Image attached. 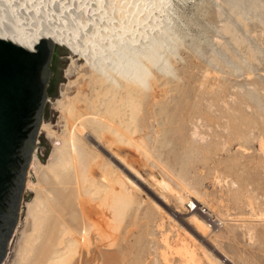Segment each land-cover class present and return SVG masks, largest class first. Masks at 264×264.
Listing matches in <instances>:
<instances>
[{"label": "rangeland", "instance_id": "rangeland-1", "mask_svg": "<svg viewBox=\"0 0 264 264\" xmlns=\"http://www.w3.org/2000/svg\"><path fill=\"white\" fill-rule=\"evenodd\" d=\"M14 1L17 11L27 3ZM98 1L32 3L63 28L71 15L95 24L106 10L111 17L116 9L125 16L139 2L140 10L157 7L153 0ZM163 2L178 37L171 73L153 70L137 97L122 90L107 96L108 85L100 91L93 84L97 74L82 68L83 58L57 53L44 118L55 134H40L3 264H49L62 249L59 241H74L85 227L91 240L84 249L97 253L100 264H264V0ZM19 9L23 21L34 19L35 12ZM65 104L71 106L61 109ZM86 115L78 134L84 177L69 167L62 181L47 170L51 154L56 145L69 152L68 129ZM35 199L49 204L39 222L28 212ZM190 200L222 225L204 228L198 220L207 225L205 217L187 211Z\"/></svg>", "mask_w": 264, "mask_h": 264}, {"label": "bare ground", "instance_id": "bare-ground-1", "mask_svg": "<svg viewBox=\"0 0 264 264\" xmlns=\"http://www.w3.org/2000/svg\"><path fill=\"white\" fill-rule=\"evenodd\" d=\"M13 1L14 0L12 1L4 0V2L2 3L3 6L6 8V11H3L2 12L3 15L0 16V38L10 40L32 51L35 50L33 47L36 44H38V36L42 39L47 37L55 44L61 47L68 48L73 55L76 54L85 60V63L82 66V68H88L92 71L93 74H97V76L94 79H92L93 78L92 76H90V78L94 80L95 83L93 84L95 85L97 84L100 87L99 88L100 91L103 90L101 88H103L106 84L108 85L107 88L108 93H106L107 96L109 95V92L111 93L113 91L114 92L117 91L118 93L119 90H122L126 93V95H128L129 97L132 96L133 98L134 94L136 95V93L138 92L140 94L142 93L141 92L142 90L147 88L148 79L153 74L152 73L153 70L167 73L170 69L168 59H169V55L171 56L176 51V47H177L176 43L178 37L174 33L172 23L169 20L171 16L168 17L167 15L168 13L166 14L168 9L166 8V5L163 6L164 0H153V2H155L154 5H156L157 7H153L150 10L149 9L145 10L146 7L140 10L139 9L140 2H139L137 5H135L132 11L126 13L125 16H121L119 10L113 9L115 11L111 12L112 16L107 17L108 13L106 10L104 11V13L101 14L100 19L98 20L99 22L95 24L89 23V21L82 22L81 20H77L76 16L71 15V17L69 18L67 17L69 23L67 26L65 25L64 28L60 25L62 24L61 23L62 20L56 21L58 22L57 24L56 22L49 23L48 20L45 18V16L47 17L49 13V11L47 12L46 10L47 8L44 9L38 7L37 5L38 11H36V9L34 8L36 3H32V0L31 1L26 0L27 3L26 4L21 3V5L19 4L16 5L17 3L16 0L15 6L19 5L17 8L18 11L15 10L16 8H14ZM98 3L99 1L96 0L95 6H97ZM129 3L130 2H128L127 6L132 7L131 4ZM107 5H109L110 7L111 2L110 4ZM20 7L22 9L28 8L33 12H35L34 19L33 20L30 19L29 20L30 22L23 21L20 18L21 17L20 14H18L20 12L19 9ZM156 11L158 12L157 14H155ZM7 13L10 14L9 16L10 18L6 15ZM158 14L159 15L163 14L164 16L162 15L158 16ZM144 15L145 18L143 20ZM6 16L9 18L8 21ZM99 90L98 93L100 92ZM104 90L106 92V89ZM112 94L114 95V93ZM116 94L115 96H118V94L117 95ZM103 95L104 94L100 95V97L105 96ZM64 96L65 98H67L66 92ZM115 96H111L112 98L114 97L113 98L114 101L116 100L119 101V99H122V98L117 99V97L115 99ZM120 96L121 95H119V97ZM122 96L125 97V94ZM134 97H137V95ZM109 102L110 100L108 101L107 98V103ZM114 103L111 105L112 106L119 105L116 104V102ZM120 103H121L120 105H123L122 102ZM105 104L106 103L104 102L103 105L105 106ZM71 105L68 104L66 107H64L65 109L62 107L61 109L66 110ZM88 118L90 117L87 115L86 117L81 116L79 121L77 120L78 121L77 124L74 125L72 124L71 128L69 129L67 128L69 130V132L67 133V139L65 141L63 140L62 141L64 142V145L68 146V148L66 149H68L69 152H67L64 149V151L67 152L65 153L62 150V146L60 145H56V147H54L55 152L51 154L53 160L50 163V165L48 163L49 167H47V170L49 171V173H52L56 178L60 179L61 178L59 177L60 174L61 176H63L64 173L68 171L67 168L69 167L75 170L74 172H76L77 175L82 174L84 177L85 156H84V150H81L78 144V134L82 135L81 133H84L83 123ZM41 130L47 133L48 136L50 137H53L55 134V131L52 130L48 124L45 125V123H43ZM84 135L82 137H84ZM85 138L87 137L85 136ZM96 144L99 146L98 141H96ZM111 156L112 158L115 159L117 158V155H115L114 153H111ZM57 171L60 172L57 173ZM72 176L73 175H71V177ZM102 178L106 180L105 176H103ZM61 180L64 181L63 178H61ZM77 186H78V182H77ZM41 191H43V189H41ZM82 202L80 201L78 205L82 211L83 219L85 220L86 218L89 217L86 214L87 211H85V207ZM190 203H192L191 200L187 205H189ZM45 204L46 203H44L41 199H35L34 202L28 205L29 215L32 217L34 221L36 220L37 222H39L37 218L39 217L40 214L45 213L46 210ZM91 212L93 211L90 210V213ZM189 213L197 214L196 212H191V211ZM218 220L220 221V224L223 223L219 218ZM198 221L202 224L204 228L205 227L209 228L208 224L206 225L204 221L202 220H198ZM37 222L35 223L38 224ZM36 224H33V226H35V229H38L36 228L38 227V225ZM40 229H42V227ZM35 232L37 231L35 230ZM67 232L71 233L72 231L71 230L70 232L66 231V233ZM90 234L91 231L88 230L87 227H85L80 233L79 237L77 235V238L74 241L72 240L69 241V243H66L64 240L61 239L58 243L59 245L58 247L62 249L57 250L54 253V255L50 258L49 260L50 262L48 263L49 264L50 263L100 264V261H98L97 259L98 254L93 253L91 249L88 250L86 249L87 248L86 245H88L91 240ZM66 235L67 234L64 233L65 238L69 235L72 237L73 234H69L67 236ZM84 247L86 248L84 249Z\"/></svg>", "mask_w": 264, "mask_h": 264}, {"label": "water", "instance_id": "water-1", "mask_svg": "<svg viewBox=\"0 0 264 264\" xmlns=\"http://www.w3.org/2000/svg\"><path fill=\"white\" fill-rule=\"evenodd\" d=\"M33 48L0 38V264L21 216L28 169L49 99L53 60L60 49L72 54L47 37L38 36Z\"/></svg>", "mask_w": 264, "mask_h": 264}, {"label": "built area", "instance_id": "built-area-1", "mask_svg": "<svg viewBox=\"0 0 264 264\" xmlns=\"http://www.w3.org/2000/svg\"><path fill=\"white\" fill-rule=\"evenodd\" d=\"M188 211L190 212H196L197 214H199L200 216L205 217L209 228H218V226H221L222 224H220V221L218 220V218L213 214L212 211L208 210L207 208H204L201 205H198L196 203H190L188 206Z\"/></svg>", "mask_w": 264, "mask_h": 264}, {"label": "flooded vegetation", "instance_id": "flooded-vegetation-1", "mask_svg": "<svg viewBox=\"0 0 264 264\" xmlns=\"http://www.w3.org/2000/svg\"><path fill=\"white\" fill-rule=\"evenodd\" d=\"M56 62H57V55L55 56V58L53 60V64H52L53 77H52V80L50 81L49 89H51L54 86V83L56 80V76H55V74L57 72L56 65H55Z\"/></svg>", "mask_w": 264, "mask_h": 264}]
</instances>
